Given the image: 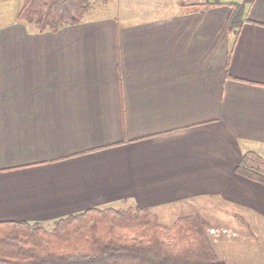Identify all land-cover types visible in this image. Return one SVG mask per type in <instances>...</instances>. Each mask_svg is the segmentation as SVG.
I'll list each match as a JSON object with an SVG mask.
<instances>
[{
    "label": "crops",
    "instance_id": "crops-1",
    "mask_svg": "<svg viewBox=\"0 0 264 264\" xmlns=\"http://www.w3.org/2000/svg\"><path fill=\"white\" fill-rule=\"evenodd\" d=\"M229 13L0 26V221L207 200L264 224V183L236 172L264 156V0L235 39Z\"/></svg>",
    "mask_w": 264,
    "mask_h": 264
},
{
    "label": "trees",
    "instance_id": "trees-1",
    "mask_svg": "<svg viewBox=\"0 0 264 264\" xmlns=\"http://www.w3.org/2000/svg\"><path fill=\"white\" fill-rule=\"evenodd\" d=\"M95 1L105 4L107 0H21L17 21L33 24L39 33L54 32L83 22ZM252 1L229 3L227 28L234 39ZM217 4L206 1L194 6L205 10ZM236 172L264 183V158L246 151ZM47 224L0 221V264H225L199 213L181 215L167 224L145 206L108 205Z\"/></svg>",
    "mask_w": 264,
    "mask_h": 264
},
{
    "label": "rangeland",
    "instance_id": "rangeland-1",
    "mask_svg": "<svg viewBox=\"0 0 264 264\" xmlns=\"http://www.w3.org/2000/svg\"><path fill=\"white\" fill-rule=\"evenodd\" d=\"M142 1H145L147 4L139 5L140 8H135L136 6L133 5L131 0H107L105 4L95 1V3H92L87 16L111 15L114 13L116 15H118V13L121 15H129L128 12H136L143 16H162L176 12L192 10L197 11L195 10L194 5L202 4L206 1H218V3H226L228 6L229 3L234 2L233 0ZM238 1L242 0H237L236 2ZM20 7L21 0H8L5 2L0 0V26L6 25V23L14 19L17 21V13L19 12ZM25 25L30 27L33 32H37L33 24ZM259 154L264 158L261 153ZM209 202L207 200L202 202L199 213L200 215L202 214L201 216L206 221V223L208 219L216 223L211 229L209 225L206 224V231L210 240L212 241L213 248L218 258L223 260L225 264H264V224H259V221L253 217H251L253 219H251L250 222H247L246 219L238 215V213L233 214V216H230V214H223L220 211V208L219 212H217L215 210V204H213L211 201ZM217 204L224 207L223 202H217ZM110 205L126 208L127 206L133 204L122 203L118 205ZM197 210L198 205H195L192 202L173 204L170 206L161 207L159 209H154L160 221L167 224H170L174 219L181 215L197 213Z\"/></svg>",
    "mask_w": 264,
    "mask_h": 264
}]
</instances>
